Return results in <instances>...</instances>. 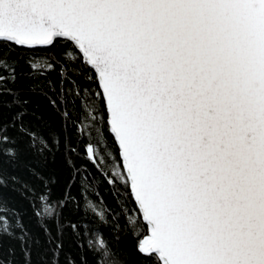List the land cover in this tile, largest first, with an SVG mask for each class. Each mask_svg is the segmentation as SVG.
Listing matches in <instances>:
<instances>
[{
  "label": "snow or ice",
  "instance_id": "1",
  "mask_svg": "<svg viewBox=\"0 0 264 264\" xmlns=\"http://www.w3.org/2000/svg\"><path fill=\"white\" fill-rule=\"evenodd\" d=\"M68 80L83 112L73 126L100 145L85 141L88 162L103 150L109 185L119 182L135 206L117 200L125 223L110 220L82 181L101 228L131 235L147 264H264V0H0V188L16 180L2 164L17 160L20 138L42 158L59 151V132L25 123L24 94L54 108L59 100L66 131ZM53 183L28 189L38 217L55 214ZM7 216L0 203V238L13 235ZM82 235L95 264H124L99 228Z\"/></svg>",
  "mask_w": 264,
  "mask_h": 264
},
{
  "label": "trees",
  "instance_id": "2",
  "mask_svg": "<svg viewBox=\"0 0 264 264\" xmlns=\"http://www.w3.org/2000/svg\"><path fill=\"white\" fill-rule=\"evenodd\" d=\"M62 49H57L56 55L60 56ZM50 79L57 88V93H49L56 98L60 91V78L53 72ZM74 80H68L64 83V91L69 105L70 113L67 121L66 131L65 120L62 117L63 106L57 100V107L54 108L49 99L39 92L25 93L28 99L27 114L24 117L25 123L33 129H47L49 126L60 133L59 151L54 156L47 158L34 155L27 149V137L18 140L17 147L20 152L17 160L9 162L4 159L2 168L5 179L15 177L16 180L7 179L6 186L0 188V203L8 209V221L11 224L13 235L0 238V261L3 264H55L54 250L57 245L62 247L58 249V264H95L93 255L83 247L85 226L89 229L99 228L103 235L111 241L114 251L121 254L124 264H147V261L136 252V240L131 235L121 233L118 240L113 239L112 229L101 228L99 223L91 216L88 203L81 198V183H85L87 188L86 195L89 203H94L99 207H107L108 216L115 214L120 216L123 203L128 201L127 207L135 210L131 203V196L126 195V189L117 182L109 185V179L112 174V161L101 150L100 157L96 159L95 164L89 163L92 155H85V148L88 143H92L96 148L95 134L85 135L78 129L82 127L79 121L73 126L72 120L76 116L83 118V112L78 110L77 100L74 99ZM78 88V85H77ZM84 100L82 91L78 98ZM59 109V110H58ZM10 113L4 110V121L7 122ZM84 123H89L86 119ZM9 135L19 136L14 130H10ZM80 137V138H78ZM69 148L75 151H69ZM103 159L104 163H99ZM66 160L72 161V164H66ZM79 174H76V169ZM47 180H54L51 185V205L54 210L52 217H38L34 213L40 208V203L33 196L30 189H34L37 194L44 192L43 183ZM28 186V187H26ZM90 186V187H88ZM71 191V197H66V193ZM62 197L68 199L66 207H60L56 202ZM77 201L80 202V208L77 209ZM101 201L103 204H101ZM17 221L20 227L17 228ZM119 223L124 225L125 220L122 216ZM76 225V229L72 228ZM20 237V238H17ZM30 253V260L27 254Z\"/></svg>",
  "mask_w": 264,
  "mask_h": 264
}]
</instances>
